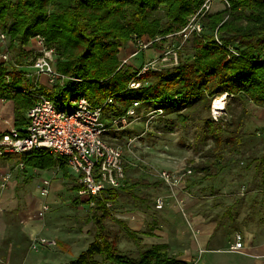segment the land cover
Returning a JSON list of instances; mask_svg holds the SVG:
<instances>
[{"label": "trees", "instance_id": "16d2710c", "mask_svg": "<svg viewBox=\"0 0 264 264\" xmlns=\"http://www.w3.org/2000/svg\"><path fill=\"white\" fill-rule=\"evenodd\" d=\"M203 1L0 0V30L7 33L11 52L13 44L20 53L30 56L32 52L27 45L37 34L43 35L46 44L55 49L59 57L56 68L65 76L52 88L42 86V90L61 108L68 102L71 109L82 95L94 104H102L108 96H114L115 102L106 106V116L126 114L133 101L139 100L146 108H162L163 112L165 106L171 105L177 111V120L186 125L191 117L186 110L205 103L210 105L213 98L224 93L264 106V0H228L229 6L224 9L206 13L203 30L188 39L194 49L193 58L180 61L171 69L140 73L139 68L122 63L120 47L134 35L161 37L155 41L161 47L168 36H179L175 32L186 25ZM161 9L165 11V20L158 15ZM180 47L175 46L177 51ZM22 60H18V65L23 64ZM133 81L140 85L131 86ZM27 86V79L17 65L9 68L0 63V99L14 102L17 126L26 123L25 113L35 102L23 91ZM231 123L221 118L205 119L195 140L202 144L213 139L217 155L216 162L198 165V170L216 174L213 167L224 155V134L230 131L231 145L234 138L240 137V126L237 123L232 128ZM2 135L0 132V138ZM16 155L17 161L26 167L42 170L57 167L65 178H74L64 156H55L42 148ZM258 166L264 183V155ZM137 184L127 182L122 187H106L98 194H90L87 221L94 222V239L77 257L61 264H101L96 255L114 264H195L171 253L167 242L144 247L138 256L121 253L117 239L108 230V219L124 225L130 237L138 242L140 233L151 232L131 229L111 208L118 190L127 185L133 189ZM82 187L75 181V190ZM76 201L75 197L72 203Z\"/></svg>", "mask_w": 264, "mask_h": 264}, {"label": "rangeland", "instance_id": "374dc122", "mask_svg": "<svg viewBox=\"0 0 264 264\" xmlns=\"http://www.w3.org/2000/svg\"><path fill=\"white\" fill-rule=\"evenodd\" d=\"M225 7L223 2L216 1L213 10L218 11ZM158 15L163 20L166 19L164 9L159 10ZM160 38L134 35L127 44L120 47L119 57L122 63L138 69L141 66V57L148 60L160 57L162 61L159 62V67L151 69H171L180 61L193 58L194 49L189 38L182 41L179 36H168V40L161 47L155 44ZM139 39L155 40L137 57H128L131 53L126 55V50L131 47L135 50ZM33 44L35 40L31 38L27 48L35 54L32 50ZM178 45L181 47L178 49L179 57L176 62L173 55L165 50ZM149 48H154V55H147L146 50L151 51ZM11 53L12 59L7 63L9 68L18 66L19 59H23L20 66H31L35 57L32 53V58L31 55H23L13 44ZM165 54L167 58L163 59ZM58 58L56 56V61ZM222 95L225 96L224 105L217 112L213 107L217 96L211 100L210 105L205 103L186 110L191 116L186 125L177 120V111L171 105L165 106L161 114L152 112L153 116H144L151 108L141 105L136 115L128 116L130 122L126 127L120 131H109L112 141L125 148L126 160L129 162L126 166L128 185L138 182L133 189H129L127 185L126 188L118 190L111 208L122 213V217L127 211L130 212L129 217L138 223L139 228L136 230L158 228L163 240L170 242L171 253L178 254L185 247H192L193 238L185 239L188 231L184 226L187 225L195 237L202 232H217L214 244L228 250L212 254L216 264H251L254 258L262 260L264 264V251H256L251 255L253 258L230 249L237 231H245L246 240L253 239V247L264 244V183L258 166L259 159L264 155V106L252 101L245 102L239 97L228 96L227 93ZM2 102L10 115L15 114V104L12 101L8 99ZM68 107L67 102L65 108ZM5 115L9 116L0 112V120ZM208 117L233 122L232 128L237 123L240 126V137L234 138L233 145L230 143V131L224 134V155L219 157L220 162L213 167V172L216 173L214 175L198 170V165L216 162L217 153L213 139L202 144H197L195 140ZM10 124L13 125L12 122ZM4 156H0V200L13 188L20 208L0 206L3 209L0 211V264H61L77 257L94 239L95 233L94 222L87 221L91 206L88 202L89 196L79 194L73 188L75 177L79 182L78 175L70 167L68 171L74 178L62 177V170L57 167L49 169L53 173L52 178H43H51V184L55 180L59 186L55 189V196L48 198L49 210L40 214L43 200L48 197H43L40 193L42 169L37 172L32 167V173L26 174L27 169H22L15 153ZM163 169L182 176L180 183L172 186L163 182L156 175ZM27 189L30 190L28 193ZM75 197L77 201L73 204ZM160 197L164 199L162 208H158L156 203ZM28 208L32 209L33 228L28 244L24 246L25 236L21 235L20 238V232L25 224L23 214ZM107 226L112 238L117 239L121 253L138 256L139 250L145 247L140 241L130 237L126 227L119 222L108 219ZM41 238L55 240V244H38ZM251 250L248 247L243 252ZM96 256L101 264H114L101 255ZM194 257L196 258L195 255Z\"/></svg>", "mask_w": 264, "mask_h": 264}, {"label": "built area", "instance_id": "2783aa9c", "mask_svg": "<svg viewBox=\"0 0 264 264\" xmlns=\"http://www.w3.org/2000/svg\"><path fill=\"white\" fill-rule=\"evenodd\" d=\"M223 2L229 6L228 0H204L202 5L189 16L188 22L177 33L182 41H186L194 32L203 30V17L206 13L214 11V3ZM172 35V34H171ZM35 44L32 50L35 52L31 67L37 78L24 87L23 91L35 98L34 104L26 111V123L20 126L12 125L3 132L0 138V156L8 153H22L33 149H46L55 156H64L68 167L78 175V183L83 187L79 194H98L106 187H122L127 183L125 148L112 141L110 130L120 131L129 124L128 116L136 115L141 103L134 100L127 109L126 114L118 116H106V106L115 102L114 96H108L102 104H94L89 98L82 95L75 100L74 107L61 108L55 101L46 95L39 83V76L45 74L54 85L59 79L64 78L56 68V51L46 44L43 35L33 37ZM155 39H139L137 48L128 56L132 57L138 52L149 47ZM174 61L178 62L177 48L169 50ZM38 52V54H37ZM167 53V52H166ZM163 56L164 58H167ZM171 57V56H170ZM12 59L9 48V37L5 31L0 30V63H8ZM128 59H124L127 61ZM160 57H154L142 62L139 68L144 72L151 68H158ZM30 66V65H27ZM18 69L27 75L28 70L18 65ZM131 86L137 87L140 82L133 81ZM148 109L144 116L163 113L162 108ZM136 117V116H135ZM25 169L24 163H20ZM192 171V170H189ZM156 175L172 186H177L182 176L171 170H161ZM8 177V176H6ZM51 179L43 178L40 193L47 197L50 192ZM157 207L162 208L164 199L156 200ZM110 204V203H109ZM50 208V202L43 200L40 214H44ZM55 244V240L41 238L38 244ZM37 245V243L35 244ZM232 251L245 250V235L237 231L230 246Z\"/></svg>", "mask_w": 264, "mask_h": 264}, {"label": "crops", "instance_id": "0c3cea01", "mask_svg": "<svg viewBox=\"0 0 264 264\" xmlns=\"http://www.w3.org/2000/svg\"><path fill=\"white\" fill-rule=\"evenodd\" d=\"M14 1H17V0H14ZM133 47H131L129 50H126V55L129 54V53H132L133 52ZM151 51H147V55H154V48H149ZM141 52V51H140ZM138 52L136 54V57L139 55ZM144 53V52H143ZM141 63L142 62H145L146 60L148 59H142L141 57ZM26 70H28V73L27 75H25L26 79H27V84L30 85L32 83V81H34L37 76L35 74V71L33 70V68L31 66H26L25 67ZM39 80V83L41 84V86H48V87H53V84H51L48 80V76L45 75V74H41L38 78ZM5 99H0V112L2 114H8L9 116H3L4 118L0 120V132H3L5 131L6 129L9 128V126L11 125L10 122H12L13 125H15L14 123V119H15V114H12L10 115L6 108L4 107L3 105V102ZM10 100V99H9ZM12 101V100H10ZM13 105H14V102L12 101ZM12 126V125H11ZM7 155V154H6ZM3 157H5L3 155ZM27 171L25 172L26 174L27 173H32V167H25L24 170ZM35 170H37V172L40 170V169H36L34 168ZM61 171V170H60ZM53 172V171H52ZM36 175V174H35ZM58 175V173H57ZM55 176V177H58V176ZM44 176H50L52 178L53 176V173H50L49 170H42V175H41V179L44 177ZM61 176H63V172L61 171ZM60 177V176H59ZM50 178V179H51ZM40 179V180H41ZM76 181H77V177L75 178ZM32 182V180H31ZM53 183L51 184V189H50V193L48 194V197H47V200L48 198H51V196H55V189L59 186L58 182L55 183V180L52 181ZM32 188V187H30ZM40 188V187H39ZM30 190L27 189V192L28 193ZM32 191V190H31ZM39 191V189H38ZM12 194V195H11ZM26 197H28V195L26 194ZM49 201V200H48ZM50 202V201H49ZM0 206H2V208H6L8 206H15V208L19 209V203H18V198H17V195H16V191L11 188L10 190L7 191V194L4 196V198H2L0 200ZM15 208H11V209H15ZM3 210V209H0V211ZM27 212H25L23 214V220H24V226H23V229L21 230L20 232V238H21V235L22 236H25V242H24V246H27L28 244V241H29V237L32 233V228H33V225H32V209H27L26 210ZM128 213L130 212H126L125 213V216H123L122 213H117L115 211V215L124 219L127 223V225L131 228V229H138L139 226H138V223L133 220L132 217H129ZM29 217V218H28ZM28 218V219H27ZM21 221V218L19 219ZM157 227V226H156ZM185 229H187L188 231V235L186 236V240H191L193 238V242H192V247H185L183 249V252L181 253H173L175 254L176 256L180 257V258H183V259H186V260H189V261H193L195 264H216L215 261H214V258L212 256L213 253L215 252H218V251H222V250H228V248L226 249H223L222 247L218 246V245H215V238H216V233L212 234V233H209V232H202V233H199L196 237H195V234L194 232H191V230L189 229V226L185 225L184 226ZM136 231H142V230H136ZM150 233H140L139 234V237L141 238L140 239V242L142 244H144L145 247L147 246H150L151 244L153 243H161V242H167L169 243L170 245V242L166 241V240H163L164 237L162 234L159 233V229L158 228H152L150 229ZM245 235V240H246V232L245 231H242ZM21 242L22 240L19 239ZM253 239H249V240H246L245 241V249H247L249 247L252 248L251 251H247V252H243V251H236V252H240L242 255H245V256H250V257H253L251 255H253L256 251H264V244L263 246H255L253 247ZM148 244V245H147ZM250 245V246H249ZM171 246V245H170ZM171 252V251H170ZM200 253V256H197L198 254ZM194 255L196 256V258L194 257ZM254 258V257H253ZM251 264H263L262 263V260L260 259H255L254 258V261L251 263Z\"/></svg>", "mask_w": 264, "mask_h": 264}, {"label": "bare ground", "instance_id": "6f19581e", "mask_svg": "<svg viewBox=\"0 0 264 264\" xmlns=\"http://www.w3.org/2000/svg\"><path fill=\"white\" fill-rule=\"evenodd\" d=\"M224 98L225 96L224 95H220V96H217L215 99H214V102H213V107H214V111L217 112V110L219 108H222L223 105H224Z\"/></svg>", "mask_w": 264, "mask_h": 264}]
</instances>
